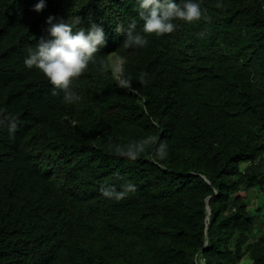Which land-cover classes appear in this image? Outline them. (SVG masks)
<instances>
[{
	"label": "trees",
	"instance_id": "obj_1",
	"mask_svg": "<svg viewBox=\"0 0 264 264\" xmlns=\"http://www.w3.org/2000/svg\"><path fill=\"white\" fill-rule=\"evenodd\" d=\"M198 2L156 36L136 0H0V264H264V0ZM49 17L105 32L75 102L23 63Z\"/></svg>",
	"mask_w": 264,
	"mask_h": 264
},
{
	"label": "clouds",
	"instance_id": "obj_2",
	"mask_svg": "<svg viewBox=\"0 0 264 264\" xmlns=\"http://www.w3.org/2000/svg\"><path fill=\"white\" fill-rule=\"evenodd\" d=\"M139 19L143 22L142 32L144 34H155L162 36L174 32L177 24L174 21L192 23L199 21L204 16L201 4L198 0H136ZM44 7L43 2L35 6L39 12ZM49 17L47 23V38H41L34 48H29L23 63L26 69L38 70L53 86L63 92L64 100L75 102L80 97L70 88L73 79L85 72L91 63L95 62V54L106 43L103 27L91 24L87 29L77 28L80 18L74 17L71 21L53 23ZM130 25L126 48L144 47L148 40L144 35H133ZM125 61L118 58L114 64L116 81L120 87H130V81L124 74ZM146 74H142L141 79ZM143 150V146H141ZM121 155L136 158L135 153L121 152ZM124 190L115 192L105 189L102 195L106 198L122 199L129 192H134L135 185L131 182L123 186Z\"/></svg>",
	"mask_w": 264,
	"mask_h": 264
},
{
	"label": "rangeland",
	"instance_id": "obj_3",
	"mask_svg": "<svg viewBox=\"0 0 264 264\" xmlns=\"http://www.w3.org/2000/svg\"><path fill=\"white\" fill-rule=\"evenodd\" d=\"M116 62L115 61H112V66L114 67V64H115ZM254 193L253 192H249L248 193V197H250L251 199H252V203H255V198H254ZM240 264H250V262L248 261V260H244V261H242Z\"/></svg>",
	"mask_w": 264,
	"mask_h": 264
}]
</instances>
